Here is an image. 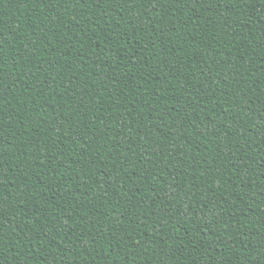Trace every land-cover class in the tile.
I'll return each mask as SVG.
<instances>
[{
    "label": "trees",
    "instance_id": "16d2710c",
    "mask_svg": "<svg viewBox=\"0 0 264 264\" xmlns=\"http://www.w3.org/2000/svg\"><path fill=\"white\" fill-rule=\"evenodd\" d=\"M0 264H264V0H0Z\"/></svg>",
    "mask_w": 264,
    "mask_h": 264
}]
</instances>
